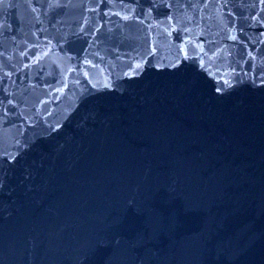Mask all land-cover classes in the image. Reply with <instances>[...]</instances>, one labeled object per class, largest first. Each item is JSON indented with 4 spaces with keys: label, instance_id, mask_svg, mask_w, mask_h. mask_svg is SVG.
Masks as SVG:
<instances>
[{
    "label": "water",
    "instance_id": "obj_1",
    "mask_svg": "<svg viewBox=\"0 0 264 264\" xmlns=\"http://www.w3.org/2000/svg\"><path fill=\"white\" fill-rule=\"evenodd\" d=\"M0 264H264V0H0Z\"/></svg>",
    "mask_w": 264,
    "mask_h": 264
}]
</instances>
